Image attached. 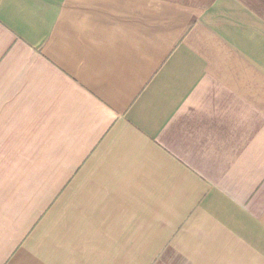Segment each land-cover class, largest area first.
I'll return each mask as SVG.
<instances>
[{
    "label": "crops",
    "instance_id": "obj_1",
    "mask_svg": "<svg viewBox=\"0 0 264 264\" xmlns=\"http://www.w3.org/2000/svg\"><path fill=\"white\" fill-rule=\"evenodd\" d=\"M0 264H264V0H0Z\"/></svg>",
    "mask_w": 264,
    "mask_h": 264
}]
</instances>
